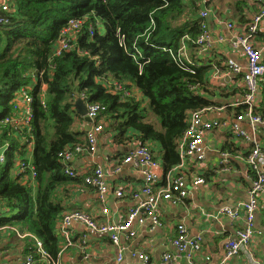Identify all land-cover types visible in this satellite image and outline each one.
Masks as SVG:
<instances>
[{"label": "trees", "instance_id": "16d2710c", "mask_svg": "<svg viewBox=\"0 0 264 264\" xmlns=\"http://www.w3.org/2000/svg\"><path fill=\"white\" fill-rule=\"evenodd\" d=\"M197 10L196 0H10L8 23L0 24V120L11 113L16 90L29 85L36 185L12 176L20 159L27 163L29 145L0 124V142L10 141L20 152L18 157L9 151L0 165L1 207L16 211L0 225L15 224L31 235L29 254H36L37 238L53 260L60 259L57 230L68 211L70 187L86 184L82 176H67L59 157L87 142L79 127L85 119L75 107L78 97L106 106L97 122L117 143L159 153L165 172L181 162L192 113L219 105L200 91L213 93L205 87L209 67L180 55L184 38L202 33L201 21L190 19ZM70 20L82 21L81 31L71 49L56 54ZM108 86L120 88L113 93Z\"/></svg>", "mask_w": 264, "mask_h": 264}, {"label": "crops", "instance_id": "0c3cea01", "mask_svg": "<svg viewBox=\"0 0 264 264\" xmlns=\"http://www.w3.org/2000/svg\"><path fill=\"white\" fill-rule=\"evenodd\" d=\"M9 2L10 0H0V11L2 6L5 3L9 5ZM261 7L262 0H209V16L206 19L211 35L209 43L201 47L196 44V39L190 36L183 40L180 50L182 58L192 65L209 67L205 87L213 93L205 91L204 88L200 90L201 93L211 101L219 103L218 106L205 111L204 121L221 122L220 126L204 133L205 161L189 163L184 167L190 181L189 197L178 202H161V226H153L151 223L140 225L135 222L133 228L136 236L132 239H122L126 249L120 261L117 248L107 234L95 231L80 222L73 223L69 229L70 243L61 240L60 263L143 264V261L134 255V252H142L149 255L148 264H187L185 252L178 251L172 244L178 225H184L191 236L202 238L201 250L194 256L196 264L220 263L224 256L225 243L234 239L237 230L243 228L244 217L233 220L228 216L215 215L223 207H232L248 200L253 177L247 162V155L253 143L238 136L232 130L231 124L238 122L243 131L264 146V125L259 126L255 132L249 119L237 121V117L246 112L248 107L244 102L246 86L243 73L234 74L228 67L227 60L232 58L242 66L243 71L247 69L243 51L240 48L233 49L231 42L236 31L246 29ZM190 17L195 22L201 21L199 10ZM227 22L234 23L235 27L228 28ZM254 41L262 50L264 58V30L254 37ZM252 107L255 114L264 118V84L258 87ZM240 109L243 111L239 112ZM89 125L90 122L85 120L79 127L86 130ZM82 137L85 138V135ZM134 147L135 144L132 143H117L113 134L104 130L99 137L95 153H81L72 161L73 168L89 173L96 165L103 166L111 186L105 207L108 208L107 217L114 222L124 221L130 208L139 206L145 200V196L140 193L144 185L142 169L122 164L121 171H114L123 156ZM156 157L161 162L159 153H156ZM32 158L31 156L30 160ZM158 171L159 185H163L167 181L168 172H165L163 167ZM199 175L205 179V183L194 185L192 181ZM12 176H20L18 166L12 170ZM31 184L35 186L36 182ZM120 187L125 191L122 197L116 194V189ZM36 189L35 187V194ZM137 193L139 196L135 197ZM65 205L68 210L89 211L99 219L106 217L96 189L87 184L70 187ZM14 213V209L1 207L0 220L11 217ZM254 226L257 234L228 264H264V197L256 212ZM25 233L15 224L0 225V264H21L29 255L34 241L32 236H26ZM167 252L173 255L169 262L164 259Z\"/></svg>", "mask_w": 264, "mask_h": 264}, {"label": "built area", "instance_id": "2783aa9c", "mask_svg": "<svg viewBox=\"0 0 264 264\" xmlns=\"http://www.w3.org/2000/svg\"><path fill=\"white\" fill-rule=\"evenodd\" d=\"M209 0H196L199 7L201 17L202 33L196 38L197 45L206 46L211 38L207 26V17L209 9L207 8ZM9 5L5 3L2 6V11L6 12ZM7 18H0V24L7 23ZM82 21L70 20L68 25L62 30V33L57 41L56 54H60L64 50H69L73 46V41L81 31ZM227 27L233 29L234 23L227 22ZM92 29V28H91ZM264 30V0L262 7L254 16L253 20L248 24L246 29L236 31L232 39L231 46L233 49L240 48L247 61V69L243 71L242 66L234 59L227 60L228 67L234 74L243 73V80L246 86L244 102L247 104L246 112L241 113L237 117V121L249 119L253 131H257L259 126L264 125V118L255 114L252 107L258 87L264 84V58L262 50L256 45L254 37ZM181 50V49H180ZM115 84V83H114ZM1 87V85H0ZM117 88L108 86L110 92L115 93ZM42 103H45L46 85L42 86ZM84 100V99H83ZM33 101L34 96L31 93V87L28 85L20 86L13 98V109L10 114L0 120V124L10 127V131H15L14 137L21 143H27L29 154L26 156L27 163L25 164L20 159L16 165L18 166L19 175L17 178L22 183H34L36 171L32 165L33 157ZM88 116L91 118L90 125L86 128L84 145H78L75 149H67L59 154L62 164L66 167L65 172L70 177H84V181L88 186L94 187L97 191L99 203L103 205V214L106 217L102 219L96 218L94 214L85 210H68L62 217L57 230V236L60 240L70 243L71 236L69 229L75 222H80L87 227L105 233L109 236L112 244L117 248L118 260L123 259V252L126 247L122 244V239H132L136 236V231L133 228L135 222L140 225L151 223L153 226H161L162 219L159 212L160 204L163 200L178 202L189 197V180L184 167L189 163H202L206 159V147L204 145V133L220 126L219 121H204V113L207 109L195 111L190 117L189 127L180 145L181 162L168 172L167 181L163 185H159L160 173L162 167L161 162L155 157L152 150L138 143L135 147L127 152L121 163L115 166L114 171H121L122 164H129L137 169H142L144 174V185L141 189V194L145 196V200L139 206L131 207L126 219L122 222L111 221L108 215V208L105 207L106 199L111 190V186L107 180L105 169L101 165H96L92 172L79 171L72 166L73 159L84 152L95 153L98 148L100 135L105 130V125L98 121L106 110V106L98 103H87ZM231 128L238 136L246 141L252 142L253 147L247 155V162L253 173L252 184L249 192V199L237 203L232 207H223L215 216H228L233 220H238L244 217V226L236 232L234 239L228 240L224 245V256L218 264H228V262L240 254L241 250L247 247L253 236L257 234L254 226L255 215L261 205V199L264 197V146L255 139L250 137L243 131L238 122L231 124ZM10 135H13L10 133ZM15 156H20L18 148H11L10 141L0 142V165L5 164L8 152ZM15 167V168H16ZM24 177H26L24 179ZM194 185L205 183L202 176L193 179ZM116 194L122 197L125 191L120 187L116 189ZM138 197V193L134 195ZM1 209V204H0ZM24 235H29L25 233ZM31 236V235H29ZM62 242V241H61ZM173 246L178 250L185 252L188 263L196 264L194 256L201 250L202 238L200 236H191L186 231L184 225L177 226V234L172 239ZM36 254H29L25 257L21 264H62L60 259L53 260L50 253L45 249L43 241L35 238ZM61 251L59 253V256ZM134 255L143 261V264H148L150 261L149 255L142 252H134ZM172 254L167 252L164 255L166 262L171 261Z\"/></svg>", "mask_w": 264, "mask_h": 264}, {"label": "water", "instance_id": "95a60500", "mask_svg": "<svg viewBox=\"0 0 264 264\" xmlns=\"http://www.w3.org/2000/svg\"><path fill=\"white\" fill-rule=\"evenodd\" d=\"M7 13L4 11H0V18H7ZM8 19V18H7ZM75 107L78 110L79 114L84 117V119L88 122H91V118L88 116V107L87 103L83 100L82 97H78L75 102Z\"/></svg>", "mask_w": 264, "mask_h": 264}, {"label": "rangeland", "instance_id": "374dc122", "mask_svg": "<svg viewBox=\"0 0 264 264\" xmlns=\"http://www.w3.org/2000/svg\"><path fill=\"white\" fill-rule=\"evenodd\" d=\"M2 111H3V108L0 106V113H2ZM155 116V118H156V121H157V126H159L160 124H159V120H158V118L156 117V115H154V114H150V120H151V118L152 117H154Z\"/></svg>", "mask_w": 264, "mask_h": 264}, {"label": "bare ground", "instance_id": "6f19581e", "mask_svg": "<svg viewBox=\"0 0 264 264\" xmlns=\"http://www.w3.org/2000/svg\"><path fill=\"white\" fill-rule=\"evenodd\" d=\"M260 1V0H259Z\"/></svg>", "mask_w": 264, "mask_h": 264}]
</instances>
